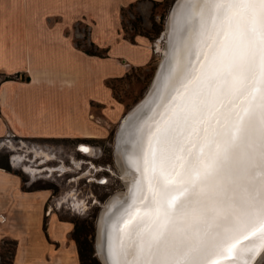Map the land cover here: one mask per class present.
Instances as JSON below:
<instances>
[{
	"label": "snow or ice",
	"instance_id": "obj_1",
	"mask_svg": "<svg viewBox=\"0 0 264 264\" xmlns=\"http://www.w3.org/2000/svg\"><path fill=\"white\" fill-rule=\"evenodd\" d=\"M204 54L146 133L122 264H216L264 230V0H187Z\"/></svg>",
	"mask_w": 264,
	"mask_h": 264
},
{
	"label": "crops",
	"instance_id": "obj_2",
	"mask_svg": "<svg viewBox=\"0 0 264 264\" xmlns=\"http://www.w3.org/2000/svg\"><path fill=\"white\" fill-rule=\"evenodd\" d=\"M158 1L0 0V138L105 136L93 105H102L104 119L121 115L109 81L154 58L146 34L123 35V9L134 5L146 20ZM79 22L103 56L77 45ZM21 183L0 168V244L17 241L13 264H80L75 223L45 214L50 189L26 191Z\"/></svg>",
	"mask_w": 264,
	"mask_h": 264
},
{
	"label": "rangeland",
	"instance_id": "obj_3",
	"mask_svg": "<svg viewBox=\"0 0 264 264\" xmlns=\"http://www.w3.org/2000/svg\"><path fill=\"white\" fill-rule=\"evenodd\" d=\"M176 1L156 2L146 14V20L135 8L123 9V35L134 39L136 34H146L154 58L149 65L132 67L126 75L109 81L116 101L124 106L121 115L113 120L104 119L102 105H93L95 121L109 130L105 136L90 139L25 138L11 133L0 138V168L19 176L23 190L50 189L45 214L58 212L61 218L76 221L80 237L83 241L87 239L86 248H94L96 264H102L96 248L101 210L113 194L127 190L116 160V135L123 117L145 97L153 83L166 50V28ZM139 16L142 21L137 20ZM77 27L84 34L78 40L83 46L90 47L89 25L79 22ZM84 148L91 149L86 151ZM13 241L10 238L2 240L0 252H6V256L2 258L0 254V262L14 261L16 244ZM256 264H264V253Z\"/></svg>",
	"mask_w": 264,
	"mask_h": 264
},
{
	"label": "bare ground",
	"instance_id": "obj_4",
	"mask_svg": "<svg viewBox=\"0 0 264 264\" xmlns=\"http://www.w3.org/2000/svg\"><path fill=\"white\" fill-rule=\"evenodd\" d=\"M199 19L195 10L188 7L187 0L177 5L168 20L167 46L156 81L147 97L128 112L122 122L116 160L127 190L114 195L100 218L97 244L103 264H122L121 252L128 245L129 215L134 210L138 215L144 214L141 196L145 184L146 133L156 126L177 77L199 63L204 54L198 32ZM84 149L89 151L91 148ZM263 253L264 230H260L236 243L227 258L217 260L216 264H256Z\"/></svg>",
	"mask_w": 264,
	"mask_h": 264
},
{
	"label": "trees",
	"instance_id": "obj_5",
	"mask_svg": "<svg viewBox=\"0 0 264 264\" xmlns=\"http://www.w3.org/2000/svg\"><path fill=\"white\" fill-rule=\"evenodd\" d=\"M130 9L134 8V5H131L129 7ZM138 21H142V17H137ZM133 25L136 26L135 22H133ZM77 45L81 47L85 52L89 54H95V55H104V51L100 49L99 47H96L95 44L92 42L90 43V47H85L81 44L79 40H77ZM43 188V187H42ZM38 189V188H32L31 190ZM75 230L73 233V237L76 240L79 248V255H80V264H96V258H93L94 254V248L93 246H90V248H86L87 239L83 241V239L80 237V227L78 226V223L75 221ZM86 241V242H85ZM17 245V241H13ZM15 253V251H14ZM1 257L4 258L6 256V252H0ZM14 256V255H13ZM89 261V263H88ZM0 264H13V261L11 262H0Z\"/></svg>",
	"mask_w": 264,
	"mask_h": 264
},
{
	"label": "water",
	"instance_id": "obj_6",
	"mask_svg": "<svg viewBox=\"0 0 264 264\" xmlns=\"http://www.w3.org/2000/svg\"><path fill=\"white\" fill-rule=\"evenodd\" d=\"M181 1H183V0H177V1L175 2L174 6H173V8H172L171 14H172L173 11H175L177 5H179V3H180ZM171 14H170V15H171ZM169 18H170V16H169ZM167 26H168V24H167ZM166 29H167V28H166ZM166 35H168V30L166 31ZM160 66H161V64H160ZM160 66H159V68H158V70H157V73H156V75H155V78H154V80H153V83H152V85H151V87H150L148 93L150 92V90H151L153 84H154L155 81H156V77H157L158 72H159V70H160ZM148 93L145 95V97H144L139 103H141V102L147 97ZM139 103H138V104H139ZM138 104H137V105H138ZM137 105H136L135 107H138ZM133 109H134V108H133ZM126 116H127V115H125V116L123 117V119H122V121H121V124H120V127H119V130H118V132H117V135H116V146H117V144H118V139H119V135H120V131H121L122 122L125 120ZM114 195H116V193L113 194V195L107 200V202L105 203L104 207H103L102 210H101L100 218H101V215H102L103 211L108 207V205H110V203H111V201H112ZM100 218H99L98 228H99V224H100ZM97 237H98V231H97ZM96 248H97L98 255H99V257H100V259H101V261H102V264H103L102 257L100 256V253H99V250H98L97 240H96Z\"/></svg>",
	"mask_w": 264,
	"mask_h": 264
}]
</instances>
